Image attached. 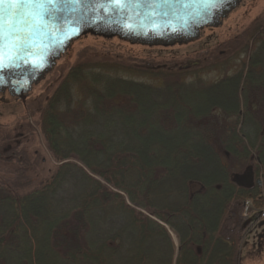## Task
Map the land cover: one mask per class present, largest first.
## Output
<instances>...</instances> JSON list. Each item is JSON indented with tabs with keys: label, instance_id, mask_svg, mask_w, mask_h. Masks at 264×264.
Wrapping results in <instances>:
<instances>
[{
	"label": "trees",
	"instance_id": "1",
	"mask_svg": "<svg viewBox=\"0 0 264 264\" xmlns=\"http://www.w3.org/2000/svg\"><path fill=\"white\" fill-rule=\"evenodd\" d=\"M257 31L235 35L227 48L264 42V27ZM86 37L119 40L79 39ZM221 44L199 54L213 62ZM128 57L74 51L38 109L55 161L47 177L29 172L38 162L27 149L30 122L1 132L0 155L17 167L0 178V264H238L244 207L264 204V129L248 111L239 124L244 80L258 78L240 70L199 86L181 75L207 56L137 64ZM126 70L162 82L119 74ZM245 176L254 180L249 187Z\"/></svg>",
	"mask_w": 264,
	"mask_h": 264
},
{
	"label": "rangeland",
	"instance_id": "2",
	"mask_svg": "<svg viewBox=\"0 0 264 264\" xmlns=\"http://www.w3.org/2000/svg\"><path fill=\"white\" fill-rule=\"evenodd\" d=\"M240 3L223 19L220 25L217 27L205 28L197 39L189 42L174 43L164 46V48H160L159 44L145 47L137 43H130L120 39H112L110 42L105 43L101 40H94L87 37L83 39L78 38L79 40H75L67 53L57 61L53 72L34 88L24 102L14 100L10 97L0 98V134L2 131L15 125L19 119L30 122L33 126L34 134H29L30 141L27 149L37 152L38 162L29 172L32 176H35L34 178L37 177V180L47 177L54 168L55 161L51 153L47 150L44 139L39 134V128L36 123L38 109L43 104L45 98L54 89L57 80L70 64L76 49L87 46L89 49H92V52L111 50L122 54L124 57L130 56L128 57L130 59L129 61L134 64L143 62V59L148 56L165 58L177 57L179 58L177 62H182L185 59H203V57L207 56V62L204 63V65L188 68V70L181 75V78L186 83H192L194 85L200 86L209 84L219 80L223 76L232 75L237 72L246 62L251 50L250 47L252 45L253 47L255 46V42H253L248 48L237 49V52L233 51L237 46H234V48L228 46L229 48H227L228 41L230 40V42H232L233 39H235V35L237 33L240 34L242 29L246 28L252 21H255L259 17H263L264 20V0H244L241 4ZM220 43L222 44L216 49L215 54H217V56H213V62H211L209 58L211 55L199 54ZM119 74L140 82L152 84H160L162 82L160 78L152 74L136 71H119ZM217 117L221 121L222 118L220 115ZM0 156V178L4 176L11 177L13 173L12 170L17 167V164H13L14 162H12L10 165H15V167H8L6 165L8 160H6L5 154H1ZM9 162L10 161H8V163ZM246 168V164L238 167L235 170V175L237 176L243 173ZM251 168L254 169V165ZM256 178L253 171V179L255 180ZM247 205L250 207L251 203H247ZM261 215L262 218L260 219L259 217ZM247 218L251 225L244 233L239 246L238 264H264V237L261 238L260 244L256 247H253L254 245L252 244L256 240V235L264 229V204L262 209L249 212ZM175 237L176 236L173 235L174 239H176ZM175 244H178L177 240Z\"/></svg>",
	"mask_w": 264,
	"mask_h": 264
},
{
	"label": "water",
	"instance_id": "3",
	"mask_svg": "<svg viewBox=\"0 0 264 264\" xmlns=\"http://www.w3.org/2000/svg\"><path fill=\"white\" fill-rule=\"evenodd\" d=\"M241 0H212L208 4H185L184 0H138L116 12L107 0H89L88 9L65 6L53 19L63 31L45 37L43 45L25 54L28 62L17 61L13 69L0 71V98L25 101L34 88L49 76L57 63L81 36L94 35L141 45H172L197 39L205 28L217 27ZM105 7H99V4ZM11 18L14 6L4 4ZM260 181V180H259Z\"/></svg>",
	"mask_w": 264,
	"mask_h": 264
},
{
	"label": "snow or ice",
	"instance_id": "4",
	"mask_svg": "<svg viewBox=\"0 0 264 264\" xmlns=\"http://www.w3.org/2000/svg\"><path fill=\"white\" fill-rule=\"evenodd\" d=\"M138 0H107L116 12L124 11ZM185 4H208L212 0H184ZM14 6L11 18L4 16L3 5ZM65 6L76 9H88L89 0H0V71L13 69L17 61H27V54L38 45H43L45 37L54 31H63L52 21ZM99 7H105L99 4Z\"/></svg>",
	"mask_w": 264,
	"mask_h": 264
},
{
	"label": "flooded vegetation",
	"instance_id": "5",
	"mask_svg": "<svg viewBox=\"0 0 264 264\" xmlns=\"http://www.w3.org/2000/svg\"><path fill=\"white\" fill-rule=\"evenodd\" d=\"M242 1H244V0H241V3H242ZM262 21H263V17L257 18L255 21H252L246 28L242 29V32L246 35L248 32H252V31L258 29L257 33H259L260 30L264 27L263 25H261ZM238 34L239 33H237L236 35L238 36ZM253 41L255 42L254 43L255 46L253 47V45H252L250 47L251 50L248 54L246 62L242 65L243 67H241L238 71L243 70V77H245L247 75V73H250L253 76H255L256 78H258V81L256 83H254L253 85H251V84L246 85V81L244 80V86H245L244 91H243L244 92V94H243L244 98L242 101V108L239 110V114H240L239 124L240 125L243 124V121L245 119V113L244 112L248 111L252 115L251 117L254 120L255 127L264 129V122H263V116H262L264 113V87H263V82H264V42L262 40H255V39H253ZM254 53L257 56L255 57V59L251 60L250 56L253 55ZM249 61L252 62V65H251V63H249ZM235 73H233V74H235ZM226 76H231V75H226ZM224 77L225 76L221 77L220 79H222ZM219 80H217V81H219ZM217 81H215V82H217ZM215 82H212V83H215ZM212 83H209V84H212ZM17 101H19V100H17ZM21 102H23V101H21ZM248 125L250 126L249 123L247 124V126ZM259 180H260V177L255 179V181H257V183L259 185H261V180L260 181ZM253 181L254 180H252V178H249V177L247 178V176L242 178V182L244 184L248 185L247 187H249V184L252 183ZM262 208H259V209H262ZM252 210H257V208H255L251 205L250 207L246 206V208L244 210L245 211L244 215L246 216L247 224L244 227L243 236H244V233L250 228L251 223L248 220L247 216H248L249 212H251ZM259 218L261 219L262 215ZM243 236H242V238H243ZM262 237H264V229L259 234L256 235V237H255L256 240L252 243L254 245L253 247H256L257 245L260 244Z\"/></svg>",
	"mask_w": 264,
	"mask_h": 264
}]
</instances>
